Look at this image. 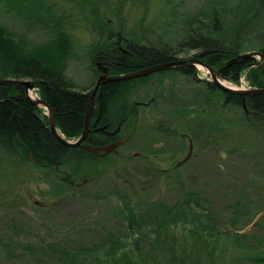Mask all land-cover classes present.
Returning <instances> with one entry per match:
<instances>
[{"label":"trees","instance_id":"obj_1","mask_svg":"<svg viewBox=\"0 0 264 264\" xmlns=\"http://www.w3.org/2000/svg\"><path fill=\"white\" fill-rule=\"evenodd\" d=\"M72 1L79 2L82 10L89 9L93 12V16L89 18V26L96 37L91 41L93 52L90 53V60L95 53H107L106 55L114 58L111 73L175 59L181 57L180 53L193 50L189 56L204 60L216 68L220 76L238 81L239 76L244 73L250 86L264 87V0H197L195 3L187 0L189 7L180 10L175 5L180 2L182 8L185 0H167L171 2L168 7H171L169 12L172 17L160 23L161 29L152 42H143L134 30H124L123 22L115 29L108 26L110 21L104 17L106 13L114 9L118 14L121 5L127 0ZM135 1L142 3L146 0ZM0 3H3L7 11H15L23 23L37 25L50 33L46 39L34 41L25 32L12 30L4 21H0V77L32 78L37 95L54 110L58 130L67 138L77 136L82 131L84 107L96 77V67L89 63L94 75L89 84L78 85L66 73L67 59L72 53L71 37L66 30L64 15L57 11L53 1L0 0ZM116 18L120 19V16L117 15ZM170 25L175 28L174 32ZM112 39L119 41L120 49L112 45ZM107 42L110 50L106 48ZM241 52L249 54L228 62L232 56ZM255 53L259 56L255 57ZM167 70L171 69L156 72ZM181 71L187 79L201 82L202 89L194 87L193 94L189 96L178 93L175 102L164 100L161 103L166 109L162 108V112L166 116L171 115L168 120L173 123L176 133L180 131L179 142L181 138H187V144L188 140L192 142V152L195 146L201 149L206 144H217L223 135L233 134L229 133V128L234 123L241 125V122H261L253 118L256 115L264 116V93L245 94L243 107L240 93L220 90L212 80H198L189 67L183 66ZM156 72L153 71L150 75ZM147 77V74L124 77L100 84L99 92L101 96H106L107 101V127H114L116 122L122 120L125 130L132 127L135 129L136 114L130 99L137 90L136 83L144 84ZM121 99L122 102L119 101ZM228 105H234L238 109V119L232 121L222 115V109ZM44 111L43 107L36 108L28 99L21 83H0L1 155L9 159L18 174L40 172V177L49 185L48 192H57L62 186H75L78 191L85 193L86 182L94 180L98 173L96 160L101 161L112 154L115 160H110L109 163L115 166L117 154L109 152L101 157L77 145L69 146L59 141L49 129ZM248 117H252V121ZM152 126L158 130L159 138L167 137L161 131L168 129L170 125L166 126L158 119V122L152 121ZM133 128L131 132H134ZM137 130L138 127L136 132ZM157 138L158 136H153L151 142ZM164 140L169 142L168 138ZM136 158L139 159L137 156ZM178 164L171 168L173 170L170 176L173 178L177 175ZM20 168L24 169L21 171ZM134 172L144 180V174L137 166ZM161 173L160 170L157 178H160ZM120 181L122 183L117 181L109 188V193H118L119 187L126 184L125 179L121 178ZM118 195L122 202L118 203L116 213L119 215L120 225L125 228L124 237L109 231L99 240V252L88 256L83 252L86 248L72 251L56 244L40 246L35 250L42 253H56L58 250L59 257L61 256L59 260L63 264H212L216 262V243L212 239L217 234L232 232L230 236L237 243L246 235V232L237 228L223 232L215 229L207 199L194 183L183 187L170 204L159 199L126 201L128 197L125 194ZM194 205L203 210H194ZM184 221L193 222L187 231L198 239L193 242L194 249L193 246L179 249L175 244L174 226ZM134 232L137 237L132 246V242L127 239L130 240ZM242 242L245 246L242 247L246 248L247 245ZM240 254L248 259L244 263L264 264V243L260 251L254 252L250 248L244 249ZM240 254L230 258L228 263L236 264ZM82 256L85 258H81Z\"/></svg>","mask_w":264,"mask_h":264},{"label":"rangeland","instance_id":"obj_2","mask_svg":"<svg viewBox=\"0 0 264 264\" xmlns=\"http://www.w3.org/2000/svg\"><path fill=\"white\" fill-rule=\"evenodd\" d=\"M51 1L55 3L57 11L64 15L66 30L71 37L72 53L67 59L66 73L72 76L78 85L89 84L94 76L91 65L96 67L97 74L101 72L100 65L107 54L95 53L90 60V53L93 52L91 41L96 37V33L89 26V18L93 16V12L89 9L82 10L80 3L72 0ZM183 2L185 6L182 8L180 2L175 5L177 10L189 7L187 0ZM195 2L197 0H193V3ZM168 5H171V2L167 0H146L142 3L127 0L121 5L118 14L113 11L114 9H110L104 17L110 21L108 26L112 29L123 22L124 30H134L143 42H152L161 29L160 23L172 17V13L169 12L171 7ZM115 15H119L120 19ZM0 21H4L12 30L25 32L34 41L44 40L50 35L47 30L37 25L30 26L20 21L15 11H7L3 3H0ZM170 28L174 32L175 28L171 25ZM106 48L110 50L108 42ZM191 52L193 50L182 55L187 57ZM257 56L255 53V57ZM196 64L192 65L198 80L202 78L209 80L208 70L202 65L196 67ZM240 77L248 82L244 73ZM222 81L230 85L239 83V80ZM136 84L138 87L132 97L146 100L154 95L157 101L149 106H140L148 107L146 111L142 109L138 114L145 122L143 124L142 121L145 132L140 131V135L146 137L149 134L151 138L154 136L153 132H158L156 128L150 129V133L147 132L146 125L152 124V121L158 122L159 119L165 125L172 128L174 126L168 120L171 115L166 116L162 112V108H165L162 104L164 100L174 101L181 92L187 96L192 95L194 87L202 89L201 82L187 79L179 70L156 72L148 76L144 84ZM33 94L37 95L36 89L33 90ZM119 101L122 102L123 99ZM221 112L232 121L238 119L239 111L234 105L226 106ZM255 118L261 122L248 124L240 121L241 125L237 123L230 125L229 133L233 134L223 135L217 144H206L201 149L195 146L192 156L178 164L177 175L174 178L170 176L171 167L186 154L187 138H181L179 142L178 131L174 132L173 137L170 135L171 141L166 142L164 139L167 140V137L161 139L159 132L155 133L158 140L155 139L151 143V161L159 168L167 166L169 169L167 176L162 174L158 181L142 180L134 174L136 166L139 170V159L136 155L141 147L134 125L135 129L132 127L134 132H131V128L121 133L122 136L128 134V137L126 136L125 143L116 147L115 166L109 163L110 160H115L112 154L105 156L101 161L96 160L98 173L94 180L86 182L85 193L78 191L75 186L73 188L62 186L61 190L64 191L48 192L49 185L40 177V172L18 174L14 165L9 159L3 158L0 152L2 157V159L0 157V264H63L59 260L61 256L59 257L58 250L56 253L35 250L50 244L72 251L86 248L87 250L83 252L87 256L99 252L98 243L101 242L99 240L109 231L121 237L126 233L116 213L118 203L122 202L118 193L125 194L128 197L126 201L159 199L170 204L183 187L191 186L192 183L196 185L201 195L206 197L215 229L223 232L237 228L246 232L238 243L230 236L232 232L217 234L212 239L216 243L214 250L216 262L212 264H231L228 263L229 259L244 252V249L260 251L264 243V116L256 115L253 119ZM248 119L252 121V117ZM170 143L173 145L169 146ZM22 169L24 168H20L21 171ZM115 169L120 172L117 174ZM121 178L125 179L126 184L119 187L118 193H112L116 196H112L108 190L115 182L122 183ZM201 203L205 204L203 200ZM193 209L203 210L196 205ZM192 225L193 222L184 221L174 226L175 244L179 249L183 246L195 248L193 245L195 236H191L187 231ZM141 226L144 228L142 222ZM147 229L148 225L145 231ZM136 237L134 232L132 238L127 241L132 242L133 246ZM242 241L247 245L246 248ZM239 256V261L236 260L235 263L247 264L244 263V260H248L247 257L243 254Z\"/></svg>","mask_w":264,"mask_h":264},{"label":"water","instance_id":"obj_3","mask_svg":"<svg viewBox=\"0 0 264 264\" xmlns=\"http://www.w3.org/2000/svg\"><path fill=\"white\" fill-rule=\"evenodd\" d=\"M247 54H249V52L238 53L232 56L231 59L228 60V62H231L235 58L242 57ZM188 63H192V64L200 63V65L205 67L206 70H208L209 75H210L209 80H212L220 90L240 93L242 95L241 101H242L243 107L245 106V101L243 100V97L245 94H254L255 92L264 93V87H255V86L254 87H245V86L241 87L237 84L230 85V84L223 82L222 80H219V77L221 78L222 76L219 75V72L216 68H214L210 64L208 65L204 60L200 59L199 57L197 58L194 56L177 57L175 59H166V61H158L155 63L147 64L145 66L137 67V68L130 69V70H125L123 72H117V73L115 72L113 74L106 73V70L102 68L101 72L97 74V77L95 78L92 84L91 91L88 95V99L84 107L85 111H84V122L82 125V131L76 137L70 139L64 136L62 131L60 132V130H58L57 125H56V120H55V113H54V110L51 108V106L44 99H42L39 95L32 96L30 94L29 90L34 87V80L32 78H28V77L26 78L15 77L14 78V77L6 76L5 78L0 77V83H15V84L21 83L25 89L26 96L28 97V99L31 100V102L35 105V107L36 108L43 107L44 109H46L44 112L47 115L48 127L53 132L55 137L59 141L65 143L66 145L73 146V145L80 144L83 141L85 134L89 130L88 129L89 122H90L89 117H90V113L92 109V104L95 98L94 95L98 87L103 81L119 79V78L122 79L124 77H134V76H139V75H145V74L151 73L156 70L166 69L167 67L175 66L177 64H188ZM222 78L226 79L225 77H222ZM121 142H122V139H119L116 141L105 142V144H96L94 146L83 143L82 146H84L86 149L93 151V152L94 151L100 152V150H103L104 152L110 151V150L116 151L115 149L116 145H118ZM191 150H192V146H191V142L189 141L188 150L179 162L186 159L187 156L190 155Z\"/></svg>","mask_w":264,"mask_h":264},{"label":"flooded vegetation","instance_id":"obj_4","mask_svg":"<svg viewBox=\"0 0 264 264\" xmlns=\"http://www.w3.org/2000/svg\"><path fill=\"white\" fill-rule=\"evenodd\" d=\"M111 41H112V45L116 46L119 49L121 48V46L119 45V41L118 40L112 39ZM182 54L183 53H180L179 55L181 57H183ZM188 56L189 55H187V57ZM106 57H107V59H106ZM106 57L102 60L100 68L101 69L104 68L106 70V73L111 74V72H110L111 64H112L111 62H112V60H114V58H111V56L109 57L108 55H106ZM183 66L187 67V68L189 67L191 70L194 71V74H195V70L193 69L192 63L177 64L175 66H171V67H167V68H169L171 70H179V71H181V68ZM196 67H199V65L196 64ZM147 75L150 76V73H148ZM96 77H97V73H96ZM95 78H94V80H95ZM94 96H95V98H94V101H93V104H92V109H91V113H90V117H89L90 118L89 128H88L89 130L85 134V136L83 138V141L80 144H77V146H79V147H81V148H83V149H85L87 151H90V150L86 149L84 146H82V144L85 143L87 145L94 146L96 144H105V142L116 141V140H119V139H122V142L119 143L118 145L125 143L126 140H127V137H128L127 135L128 134L123 135V136L121 135V133L123 131H127L122 126V120H119L118 122H116L114 127H111V128L107 127V125H108L107 124L108 123V121H107L108 117H107V113H106L107 101H106V96H101V94L99 92V87H98V89H97V91H96ZM130 102H132L133 109H134L135 114H136V120L134 121V125H135V127H138V130H137L138 133L137 132L136 133L138 135L139 141L141 142V147L139 149L141 151L138 150V153L136 155L139 158V169L144 174V180H147V181L157 180L158 181V179H160V178H157V177L160 175L159 174L160 170L162 171L161 175L165 174V176H167V174L169 172V169L167 168V166L159 168V167L155 166L153 161H151L152 159L150 158V155H151L150 150L152 149L151 148L152 139H151L149 134L146 137H143L142 135H140V133H139L140 131L145 132V131H143L142 121H143V124H145V122L142 119V117H139V115H138L140 110L143 109V111H146V108L149 106V104H153V103L156 102L155 96L151 95L148 98H146V100L141 99V98H137V97H135V98L132 97L130 99ZM142 105L143 106L148 105V106L146 108H140V106H142ZM146 126H147V129H146L147 132L150 129L154 128V126H152V124H150V125L148 124ZM166 126H168V125H166ZM174 132L175 131H174V129L172 127H168V129L166 128V129H163L161 131V133H163V134H165L167 136L169 141H171L169 139L170 135H172V137H173ZM149 133H150V131H149ZM153 133H154V136H155V133H158V132H153ZM177 134H179V133H177ZM100 135H104V136L102 137ZM74 137H76V136H74ZM74 137H72V138H74ZM72 138H70V139H72ZM102 141H105V142H102ZM188 141H190V140H188ZM118 145H116V147ZM191 146H192V142H191ZM91 152H93V151H91ZM109 152L116 153L117 149H116V151L110 150V151H105L104 152L103 150H100V152H95L94 151L93 153H96L97 155H99L101 157H104ZM191 154H192V150L190 152V155L187 156L186 159H184L181 162H179L181 160L180 159L179 161H176L177 163L176 162L175 163L176 164L179 163V165H180L182 162H185V160L189 159ZM56 166H57V163H55V167ZM174 167H176V166H174ZM59 170L62 172L61 169H59ZM63 176L66 177V175H63Z\"/></svg>","mask_w":264,"mask_h":264},{"label":"built area","instance_id":"obj_5","mask_svg":"<svg viewBox=\"0 0 264 264\" xmlns=\"http://www.w3.org/2000/svg\"><path fill=\"white\" fill-rule=\"evenodd\" d=\"M239 86H241V87H243V86H245V87H249L250 85L248 84V82H246V80L245 79H242V77H239Z\"/></svg>","mask_w":264,"mask_h":264},{"label":"bare ground","instance_id":"obj_6","mask_svg":"<svg viewBox=\"0 0 264 264\" xmlns=\"http://www.w3.org/2000/svg\"><path fill=\"white\" fill-rule=\"evenodd\" d=\"M198 65L200 66V63H199ZM100 70H101V69H100ZM222 79L225 80L224 78H222V77L220 78V77H219V80H222ZM34 89H35V88L33 87L32 89L29 90V92H30V94H31L32 96H35V95L33 94V90H34Z\"/></svg>","mask_w":264,"mask_h":264}]
</instances>
